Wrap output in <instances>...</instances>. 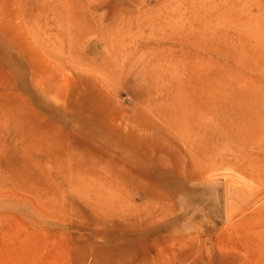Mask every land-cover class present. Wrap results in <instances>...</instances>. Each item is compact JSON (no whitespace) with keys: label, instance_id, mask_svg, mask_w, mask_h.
<instances>
[{"label":"rangeland","instance_id":"obj_1","mask_svg":"<svg viewBox=\"0 0 264 264\" xmlns=\"http://www.w3.org/2000/svg\"><path fill=\"white\" fill-rule=\"evenodd\" d=\"M0 22V264H264V0Z\"/></svg>","mask_w":264,"mask_h":264},{"label":"bare ground","instance_id":"obj_2","mask_svg":"<svg viewBox=\"0 0 264 264\" xmlns=\"http://www.w3.org/2000/svg\"><path fill=\"white\" fill-rule=\"evenodd\" d=\"M19 3V2H18ZM262 5V4H261ZM16 7V6H15ZM23 7V6H22ZM63 8V7H62ZM260 8V7H259ZM17 11H19V10H17ZM21 12V11H20ZM20 12H17L16 14H17V19L15 20V21H19L20 22V19L19 18H26V20L28 19V21H29V23L31 24L33 21H30V19L29 18H31L32 19V17H33V15H32V12H29V14L27 13V12H24V14L21 12V14H20ZM58 12V11H57ZM12 13H15V12H12ZM5 14V13H4ZM55 14V13H54ZM57 14V13H56ZM13 15V14H12ZM25 15V16H24ZM18 16H20V17H18ZM54 16V15H53ZM73 16H75V14H73ZM6 17V16H5ZM76 17V16H75ZM75 17H73V19H74V21H76V19H75ZM14 18H16V16L15 17H12V19L14 20ZM22 18V19H23ZM34 18V17H33ZM77 18V17H76ZM80 18V17H79ZM258 18V17H257ZM5 19H7V20H9L8 18H5ZM12 19H10V20H12ZM35 19V18H34ZM78 19V18H77ZM251 19V18H250ZM12 20V21H13ZM60 20V19H59ZM80 20V19H79ZM255 20H256V18H255ZM71 21V20H70ZM73 21V22H74ZM7 22V21H6ZM14 22V21H13ZM254 21H252V23H253ZM257 22V21H256ZM256 22H254V23H256ZM1 23V22H0ZM10 23H11V21H10ZM76 23V22H75ZM251 23V24H252ZM2 24V23H1ZM18 24L19 23H16V25L18 26ZM26 24V23H25ZM28 25L29 27L32 25ZM13 25V24H12ZM15 25V24H14ZM15 25V26H16ZM23 25V24H22ZM41 25V24H40ZM40 25H38V26H40ZM43 25H45V24H42V27H43ZM48 24L46 23V25L45 26H47ZM24 26H27V24L26 25H24ZM23 26V27H24ZM28 26H27V28H28ZM251 26V25H250ZM258 26V28H260L259 27V25H256V27ZM1 27H3V24H2V26ZM19 27H20V25H19ZM15 28V27H14ZM14 28H12V29H14ZM21 28V27H20ZM27 28H25V29H27ZM41 28V27H40ZM19 29V28H18ZM29 30H31L30 28H28ZM2 30V29H1ZM22 30V29H21ZM21 30L19 31V32H21ZM63 30V29H62ZM32 31V30H31ZM254 31V30H253ZM256 31V30H255ZM23 32V31H22ZM64 32V31H63ZM258 32H260V31H258ZM5 34H6V32H4ZM16 33V32H15ZM261 33V32H260ZM257 34L256 33V35L258 36V37H256V36H254V37H256V40L257 41H259L260 43L261 42H264V35H262V34H264V33H262V34ZM21 34V33H20ZM58 34V33H57ZM60 34V33H59ZM7 35V34H6ZM19 35V34H18ZM22 35V34H21ZM24 35V34H23ZM7 36H9V35H7ZM20 36V35H19ZM25 36V35H24ZM23 36V37H24ZM32 37V36H31ZM80 37V36H79ZM35 40V39H34ZM262 44H264V43H261V45ZM258 45H260L259 43H258ZM17 46V45H16ZM262 47H264V46H261L260 47V49L262 48ZM258 48V47H257ZM256 51V50H255ZM260 51V50H259ZM257 52V51H256ZM261 74V73H260ZM199 84V83H198ZM196 86H199V85H197L196 84ZM233 90V89H232ZM231 94H226V95H228V96H233V95H235L236 96V92H230ZM198 95H201V93H197ZM193 106H194V103L192 102L191 103ZM191 105V106H192ZM251 109H253V108H257V110H255V112H256V114H254V115H256V116H253L252 114H253V112H247L244 116H242V115H240L242 118H244V119H251V118H253V119H255V117L257 118V119H260V120H262V119H264V103H261L260 105H258L257 107L256 106H252V107H250ZM219 110H221L222 111V107H220L219 106ZM200 114V113H199ZM199 117V116H198ZM180 118V117H179ZM195 118V117H194ZM201 118V117H200ZM199 118V119H200ZM230 118L231 119H233V116H232V114L230 115ZM242 121V120H241ZM199 123V122H198ZM201 123V122H200ZM198 125V124H197ZM197 130V129H196ZM195 130V132H199V130H197L196 131ZM201 130V129H200ZM195 132H194V134H195ZM231 132V131H230ZM205 134V133H204ZM212 135H213V133H212ZM215 136H216V134H215ZM217 138H218V136H217ZM215 139V138H214ZM206 150V149H205ZM219 194H220V192H218ZM224 209V208H223Z\"/></svg>","mask_w":264,"mask_h":264}]
</instances>
